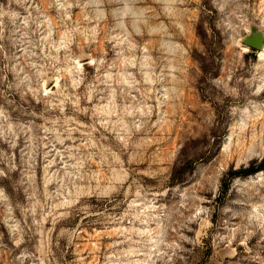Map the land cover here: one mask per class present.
<instances>
[{
	"label": "rangeland",
	"instance_id": "374dc122",
	"mask_svg": "<svg viewBox=\"0 0 264 264\" xmlns=\"http://www.w3.org/2000/svg\"><path fill=\"white\" fill-rule=\"evenodd\" d=\"M251 38L264 0H0V264H264Z\"/></svg>",
	"mask_w": 264,
	"mask_h": 264
},
{
	"label": "trees",
	"instance_id": "16d2710c",
	"mask_svg": "<svg viewBox=\"0 0 264 264\" xmlns=\"http://www.w3.org/2000/svg\"><path fill=\"white\" fill-rule=\"evenodd\" d=\"M262 169H264V160H262L261 164L258 167H248V168L240 169L239 171H230V172H228V176H234V177L248 176V175H252V174H254V173H256ZM227 188H228V185L224 181L223 191H225Z\"/></svg>",
	"mask_w": 264,
	"mask_h": 264
},
{
	"label": "water",
	"instance_id": "95a60500",
	"mask_svg": "<svg viewBox=\"0 0 264 264\" xmlns=\"http://www.w3.org/2000/svg\"><path fill=\"white\" fill-rule=\"evenodd\" d=\"M245 42L249 46L256 48V49H260L261 47H264V42H262V39H260V38L247 39Z\"/></svg>",
	"mask_w": 264,
	"mask_h": 264
}]
</instances>
